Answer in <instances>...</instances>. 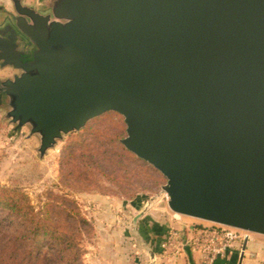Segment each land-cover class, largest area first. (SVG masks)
I'll list each match as a JSON object with an SVG mask.
<instances>
[{
	"label": "water",
	"instance_id": "water-1",
	"mask_svg": "<svg viewBox=\"0 0 264 264\" xmlns=\"http://www.w3.org/2000/svg\"><path fill=\"white\" fill-rule=\"evenodd\" d=\"M10 1L0 97L40 158L118 113L172 213L264 236V0Z\"/></svg>",
	"mask_w": 264,
	"mask_h": 264
},
{
	"label": "trees",
	"instance_id": "trees-1",
	"mask_svg": "<svg viewBox=\"0 0 264 264\" xmlns=\"http://www.w3.org/2000/svg\"><path fill=\"white\" fill-rule=\"evenodd\" d=\"M126 135L121 115L106 112L69 135L59 162V181L69 192L49 191L35 207L23 192L0 186V264H85L84 240L93 235L71 193L136 196L164 178L119 142ZM112 182L108 191L97 178Z\"/></svg>",
	"mask_w": 264,
	"mask_h": 264
},
{
	"label": "crops",
	"instance_id": "crops-1",
	"mask_svg": "<svg viewBox=\"0 0 264 264\" xmlns=\"http://www.w3.org/2000/svg\"><path fill=\"white\" fill-rule=\"evenodd\" d=\"M85 199L95 210V243L84 255L85 264H206L203 252L184 245L187 226L177 221L179 215L156 209L157 199L127 202L99 194ZM170 230L182 238L175 248L165 249L162 244ZM213 264H264V236L251 234L243 243H233Z\"/></svg>",
	"mask_w": 264,
	"mask_h": 264
},
{
	"label": "rangeland",
	"instance_id": "rangeland-1",
	"mask_svg": "<svg viewBox=\"0 0 264 264\" xmlns=\"http://www.w3.org/2000/svg\"><path fill=\"white\" fill-rule=\"evenodd\" d=\"M42 1L22 0L25 5L38 10H45ZM14 15L11 1L0 0V29H3L8 21L12 23L11 18ZM17 73L18 71L10 66H0V83L5 79L12 78ZM0 100H2V103L0 101V186L23 192L29 197L35 207H39L45 201V195L49 191L60 194L69 192L67 186L59 181V162L63 157L64 147L69 135L64 136L62 140L58 141L53 148L47 150L43 157L40 158L37 152L39 147L38 138L29 134L27 126L16 127L5 118L7 110L3 95ZM96 181L99 186L105 187L108 191H117L112 182L105 181L102 177L97 178ZM165 182L164 178L159 185L146 184L147 189L139 191L132 198L129 196H116L111 193L108 196L127 202L137 201V199L148 202L149 200L157 199L155 202L156 209L169 210L167 196L161 189ZM87 194H99V192L71 193L86 218L93 224V235L91 233L83 242L86 251L95 243V224L93 220L95 210H93L92 204H87L85 199ZM177 221L187 227L198 228L212 225L208 222L184 216H178Z\"/></svg>",
	"mask_w": 264,
	"mask_h": 264
},
{
	"label": "built area",
	"instance_id": "built-area-1",
	"mask_svg": "<svg viewBox=\"0 0 264 264\" xmlns=\"http://www.w3.org/2000/svg\"><path fill=\"white\" fill-rule=\"evenodd\" d=\"M252 233L243 230L212 224L208 227H187L184 235V245L192 244L206 255V264H213L222 258L233 243H243ZM182 235L170 230L164 239L162 247L173 249L179 243ZM182 240H180L181 242Z\"/></svg>",
	"mask_w": 264,
	"mask_h": 264
},
{
	"label": "flooded vegetation",
	"instance_id": "flooded-vegetation-1",
	"mask_svg": "<svg viewBox=\"0 0 264 264\" xmlns=\"http://www.w3.org/2000/svg\"><path fill=\"white\" fill-rule=\"evenodd\" d=\"M38 12H40V13H45V12H47V10L45 9V10H38L37 8H35ZM9 25H11V22H7L5 25H4V28L6 27V26H9ZM9 34V32H7L6 33V35H8ZM25 50L27 51V52H29L31 49H32V46H30V45H28V44H25ZM20 49V48H19ZM21 52H23V50H21ZM22 58L23 59H29V57L27 56V55H23L22 56Z\"/></svg>",
	"mask_w": 264,
	"mask_h": 264
}]
</instances>
